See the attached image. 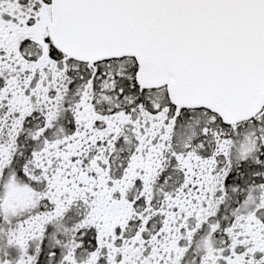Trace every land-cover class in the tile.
<instances>
[{
	"label": "snow or ice",
	"instance_id": "1",
	"mask_svg": "<svg viewBox=\"0 0 264 264\" xmlns=\"http://www.w3.org/2000/svg\"><path fill=\"white\" fill-rule=\"evenodd\" d=\"M0 264H264V0H0Z\"/></svg>",
	"mask_w": 264,
	"mask_h": 264
}]
</instances>
